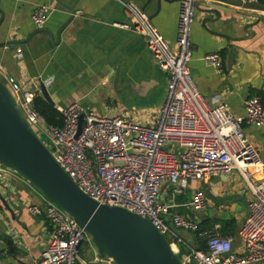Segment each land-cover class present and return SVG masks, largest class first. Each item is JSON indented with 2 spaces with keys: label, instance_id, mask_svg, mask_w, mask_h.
Segmentation results:
<instances>
[{
  "label": "crops",
  "instance_id": "obj_1",
  "mask_svg": "<svg viewBox=\"0 0 264 264\" xmlns=\"http://www.w3.org/2000/svg\"><path fill=\"white\" fill-rule=\"evenodd\" d=\"M59 1L65 6L57 0H0V42L30 37L15 49L0 47V76H13L24 89L38 87L39 95L44 86L55 108L79 103L101 115L129 116L140 124H152L164 99L167 74L143 36L125 27L131 22L121 4L117 0ZM129 1L139 5L161 34L174 42L178 0ZM196 2L189 69L208 101L219 95L234 115L243 117V101L250 95H258L264 105V10L243 7L234 0ZM41 4L50 12L43 26L36 27L31 13ZM213 52L221 57L220 71L203 60ZM243 127L264 164V128ZM257 174L264 179V167ZM187 188L192 194L204 192L205 200L202 209L192 210L201 231L195 233L193 245L202 243L200 234L212 231L234 236L233 248L241 250L237 232L247 214L250 192L239 173L190 181ZM191 193L185 199L165 201L174 204L166 215L169 222L173 212L191 218L189 209H182ZM43 196L12 169L0 177V264H31L46 248L51 224L27 210L30 204H40ZM227 221H233L232 232L225 227ZM184 243L179 246L182 254L191 246ZM87 244L83 254L80 244L79 260L111 264Z\"/></svg>",
  "mask_w": 264,
  "mask_h": 264
},
{
  "label": "built area",
  "instance_id": "obj_2",
  "mask_svg": "<svg viewBox=\"0 0 264 264\" xmlns=\"http://www.w3.org/2000/svg\"><path fill=\"white\" fill-rule=\"evenodd\" d=\"M117 1L131 22L125 27L143 36L167 74L164 99L152 124H140L129 116L101 115L79 103L57 107L61 125L48 124L33 105L39 88L24 89L16 78L5 74L12 97L34 132L46 134L49 144L37 135L83 193L99 204L123 207L150 219L180 254L182 264H264V179L257 174L264 164L243 127L248 124L264 128L260 97H247L243 101L245 114L239 117L219 95L208 101L200 92L188 66L196 0H178L173 43L139 5ZM49 12L47 5H37L31 13L33 24L43 26ZM203 60L218 71L222 69L216 52L204 55ZM129 135L133 137L126 141ZM166 144L168 147H164ZM6 171L7 167L0 164V177ZM233 171L239 173L250 192L247 214L237 232L241 250L233 248L234 236L205 231L200 234L205 240L204 249L188 246L186 254L180 253L179 246L185 243L177 230L196 232L198 224L178 212L170 214V222L167 220L174 206L169 203L176 199L174 194L181 195L190 181H204ZM165 183L175 185L169 203L157 199ZM182 205L202 209L203 193L194 192L191 200ZM27 210L33 216L47 218L51 224L48 244L31 264H85L78 258V245L89 239L72 216L45 195L40 204H30Z\"/></svg>",
  "mask_w": 264,
  "mask_h": 264
},
{
  "label": "water",
  "instance_id": "obj_3",
  "mask_svg": "<svg viewBox=\"0 0 264 264\" xmlns=\"http://www.w3.org/2000/svg\"><path fill=\"white\" fill-rule=\"evenodd\" d=\"M234 1L243 7L264 10L260 2ZM65 25L58 30L57 40ZM29 38L3 41L0 47L15 49ZM41 95L53 105L44 86ZM0 164L18 173L72 216L90 237L97 253L111 264H182L167 237L150 219L123 207L99 204L78 188L31 128L1 79ZM201 245L205 247V240Z\"/></svg>",
  "mask_w": 264,
  "mask_h": 264
},
{
  "label": "rangeland",
  "instance_id": "obj_4",
  "mask_svg": "<svg viewBox=\"0 0 264 264\" xmlns=\"http://www.w3.org/2000/svg\"><path fill=\"white\" fill-rule=\"evenodd\" d=\"M0 79L3 81V83L7 86V88L10 90V87H9V85L7 84V82L5 81V79L3 78V77H1L0 76ZM33 90V89H32ZM37 134L41 137V139L45 142V143H47V144H49V140H48V138L45 136L46 134L43 132V131H39V130H37ZM133 137V135H129V136H126L125 137V140L126 141H129L131 138ZM164 147H168V145L166 144V145H164ZM6 167V166H5ZM10 170V168H8L7 167V170ZM18 174V173H17ZM34 186V185H33ZM35 187V186H34ZM175 187V185H166V186H161L160 187V193L158 194V196H157V199H158V201H160V202H164V201H169V199H171L172 198V194H173V188ZM38 191H40L37 187H35ZM41 192V191H40ZM202 192V191H201ZM42 193V192H41ZM191 193V189L190 188H187V189H185L184 190V192L181 194V195H179V194H174V197L176 198V197H179V196H181L182 197V199H185L184 197H187V195L188 194H190ZM204 193V192H203ZM43 194V193H42ZM44 195V194H43ZM191 198H192V193H191V195H190V199L187 201V199H186V202H184V204L185 203H188L190 200H191ZM171 201V200H170ZM177 203H180V199L179 200H177L176 201ZM182 209H183V212H184V209H186L185 208V206H183L182 205ZM192 210H194L193 209V207H191L190 209H189V212H191L192 213V215H191V218L198 224V219H197V217L195 216V214L193 213V211ZM182 215V214H181ZM184 216V215H183ZM199 226V225H198ZM199 229V228H198ZM238 228H236V230H237ZM198 231V230H197ZM197 231L195 232V231H192V230H190V229H185V228H179L178 229V234L180 235V236H182L183 238H184V240L187 242H189V244L192 246V247H197V246H195V245H193V242L195 241V233H197ZM87 238L90 240H85L83 243H82V247H81V253L80 254H83L82 252L83 251H85L86 250V245H88L87 243L88 242H90V250L91 249H93L95 246H94V244L92 243V241H91V239H90V237L87 235ZM203 240V239H202ZM84 256V255H83Z\"/></svg>",
  "mask_w": 264,
  "mask_h": 264
},
{
  "label": "trees",
  "instance_id": "obj_5",
  "mask_svg": "<svg viewBox=\"0 0 264 264\" xmlns=\"http://www.w3.org/2000/svg\"><path fill=\"white\" fill-rule=\"evenodd\" d=\"M258 1L264 4V0H258ZM33 105L40 112V114L44 117V119L46 120L48 124L61 125V118H60L59 112L57 111L55 107L50 105L44 98H42L41 95L39 94L35 95L34 100H33ZM231 223H233V221H227L225 223V227L229 229V232L230 231L232 232L233 230ZM198 232H201L200 229H198ZM197 247L204 249V247H202L200 242L198 243ZM180 253H182L181 249H180ZM177 256L180 259V254H177ZM190 264H194V263H190Z\"/></svg>",
  "mask_w": 264,
  "mask_h": 264
},
{
  "label": "clouds",
  "instance_id": "obj_6",
  "mask_svg": "<svg viewBox=\"0 0 264 264\" xmlns=\"http://www.w3.org/2000/svg\"><path fill=\"white\" fill-rule=\"evenodd\" d=\"M226 247V246H225Z\"/></svg>",
  "mask_w": 264,
  "mask_h": 264
}]
</instances>
